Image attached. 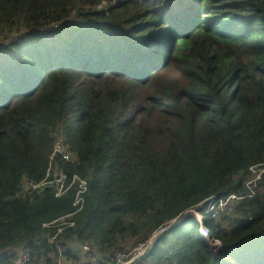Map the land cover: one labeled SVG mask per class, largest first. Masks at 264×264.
<instances>
[{"label": "trees", "instance_id": "trees-1", "mask_svg": "<svg viewBox=\"0 0 264 264\" xmlns=\"http://www.w3.org/2000/svg\"><path fill=\"white\" fill-rule=\"evenodd\" d=\"M101 1L0 0V253L111 264L238 194L228 229L203 221L222 248L189 216L135 264H264V173L244 197L264 164V0ZM74 175L73 225L44 228L75 211Z\"/></svg>", "mask_w": 264, "mask_h": 264}, {"label": "built area", "instance_id": "built-area-1", "mask_svg": "<svg viewBox=\"0 0 264 264\" xmlns=\"http://www.w3.org/2000/svg\"><path fill=\"white\" fill-rule=\"evenodd\" d=\"M103 1H101V4L99 6L103 5L102 4ZM107 1H108L107 4L110 6L118 5V3L120 2V0H110V1L107 0ZM99 6L97 8L98 10L99 9L106 10L110 7L109 6L106 9H101ZM55 151L61 153L63 151L62 146L57 143L55 146ZM64 158L68 159V156L64 155ZM248 170H249L250 176L253 175V177L251 178L248 177V179H246L244 183V189L246 190V192L244 193L245 194L244 197L249 198V197H252L253 193L255 194V192L258 189L261 176L264 173V164L256 165V166L253 165L249 167ZM64 179H65L64 177H61L59 179H55L51 181V183L53 182L54 184L57 185L56 196L62 194L68 188V187L63 186ZM73 183L77 184V191H76L74 202H73L75 211L64 217L59 218V220H55L53 222L43 224L42 226L44 228L56 227V233H60L64 227H71L73 225V222L69 221V218L73 216L75 213L79 212L82 208V204H83L82 194L86 190V182L74 175L71 179V184ZM239 199L240 197L238 196V194H229L225 197H214L213 196V197L206 199L205 201L199 203L195 209H191L187 211L186 213L181 215L180 218L172 221L171 223H169L168 225L164 227L159 228L156 231L159 234L152 239V242L150 244L148 242L149 240H151L152 236L156 232L147 240L146 243L137 244L133 249L129 250L127 253H123V252L114 253L111 264H135L141 258V256L144 257L149 252L155 240L161 235L162 232L167 231L168 229H170L171 227H174L175 225H178L179 222L182 221L183 217L187 215L193 217L197 221L198 223L197 229H198L200 236L203 237L205 241H207L208 245L210 243L212 248L210 247V245L209 247L211 248V250L216 251L218 248H220L221 243L217 239H210L211 241L208 240L209 239V228L203 224V221L207 219H211L212 221H215V222L218 221L219 217L222 216L223 212L226 210H230L234 204L235 205L237 204ZM200 214L206 215L203 217V220ZM53 238H51L50 241H52ZM88 248L89 246L87 243L79 246V249H82L83 251H88ZM57 252H58V255H57V259L55 263L63 264L65 259L62 257V252L58 247H57ZM0 254H3V253H0ZM3 255L14 256L13 264H31L30 259L26 254H17L15 253V251L10 250V251H6Z\"/></svg>", "mask_w": 264, "mask_h": 264}, {"label": "rangeland", "instance_id": "rangeland-1", "mask_svg": "<svg viewBox=\"0 0 264 264\" xmlns=\"http://www.w3.org/2000/svg\"><path fill=\"white\" fill-rule=\"evenodd\" d=\"M107 0H104L103 1V5H101V6H99L101 9H106V8H108L110 5H108L107 4ZM115 7V6H114ZM249 178H251V177H253V175H251L250 176V174H249V176H248ZM248 179V178H247ZM234 206H235V204L233 205V207L230 209V210H226V211H224L223 212V214H222V216L221 217H219V219H218V221H220V223L222 224V227H225V228H227L228 229V227H229V224H230V222H231V220H232V218L233 217H235V214H234V211H233V209H234ZM201 215V214H200ZM202 216V220H203V217L204 216H206V215H201ZM60 223H61V221H60ZM163 233V232H162ZM161 233V234H162ZM159 233L158 232H156L153 236H152V238H151V240H149V244L152 242V239L154 238V237H156L157 235H158ZM209 241H211L210 239H208ZM135 243V241L131 238V239H128L127 240V242H126V247L125 248H130L129 250H131V249H133L137 244H134ZM71 245H75V243H72ZM70 245V246H71ZM77 245V244H76ZM209 245H210V243H209ZM78 246V245H77ZM79 247V246H78ZM210 247H211V245H210ZM220 247L222 248V246H221V244H220ZM212 248V247H211ZM128 250V251H129ZM97 258H98V256H97ZM97 258H93L92 259V263H95V261L97 260ZM101 259V258H100ZM53 264H56V263H53ZM64 264V263H63Z\"/></svg>", "mask_w": 264, "mask_h": 264}, {"label": "water", "instance_id": "water-1", "mask_svg": "<svg viewBox=\"0 0 264 264\" xmlns=\"http://www.w3.org/2000/svg\"><path fill=\"white\" fill-rule=\"evenodd\" d=\"M187 217H189V216H188V215H187V216H184L183 219H184V218H187ZM183 219H182V220H183ZM70 247L72 248L73 251H78V250H79V247H78L76 244H75V245H71ZM141 257H142V256H141Z\"/></svg>", "mask_w": 264, "mask_h": 264}, {"label": "crops", "instance_id": "crops-1", "mask_svg": "<svg viewBox=\"0 0 264 264\" xmlns=\"http://www.w3.org/2000/svg\"><path fill=\"white\" fill-rule=\"evenodd\" d=\"M64 264H71L69 261L64 260Z\"/></svg>", "mask_w": 264, "mask_h": 264}]
</instances>
